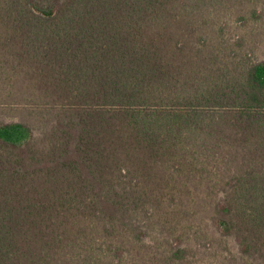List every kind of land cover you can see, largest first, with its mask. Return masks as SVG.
<instances>
[{
  "label": "trees",
  "instance_id": "16d2710c",
  "mask_svg": "<svg viewBox=\"0 0 264 264\" xmlns=\"http://www.w3.org/2000/svg\"><path fill=\"white\" fill-rule=\"evenodd\" d=\"M230 9L264 0H0V74L38 78L12 105L51 115L0 122V264L121 255L177 180L218 187L217 232L264 258V59L222 53Z\"/></svg>",
  "mask_w": 264,
  "mask_h": 264
},
{
  "label": "rangeland",
  "instance_id": "374dc122",
  "mask_svg": "<svg viewBox=\"0 0 264 264\" xmlns=\"http://www.w3.org/2000/svg\"><path fill=\"white\" fill-rule=\"evenodd\" d=\"M242 7L250 9L246 3ZM233 9L223 16L221 23L225 21L224 40L227 47L236 45V41L243 36L241 47L227 48L222 53L226 56L247 54L253 60L264 59V11L260 21L255 23L248 18L246 22L237 20ZM222 33V32H221ZM230 43V45H229ZM244 57V56H243ZM8 73L0 74V122L23 121L33 128L35 137L43 134L46 119L26 116L17 110L13 102L30 99L35 101V87L38 78L35 75L19 76L17 79L8 80ZM21 88L17 92V90ZM47 101V100H44ZM52 107L51 102L41 103ZM41 121L40 123H37ZM52 122H47L50 127ZM184 180L172 181L170 187L165 188L168 194L159 207L152 208L155 219L167 220L171 224L144 228L146 237L140 242L124 245L121 255L99 253L98 258H89L91 264H264V258H245L241 255L235 236H222L213 225V203L216 197L223 194L216 187L212 190L210 185L199 184L196 180L189 182L186 188L182 187ZM174 183V184H173ZM175 184L177 186H175ZM164 183H161L163 186ZM157 190V189H156ZM174 193V194H173ZM172 194V196L170 195ZM174 199V200H171ZM154 219V220H155ZM102 249L107 251L108 244L103 238ZM90 248V246H88ZM177 248L182 253H176ZM115 246L112 253L115 254ZM105 254V253H104Z\"/></svg>",
  "mask_w": 264,
  "mask_h": 264
}]
</instances>
